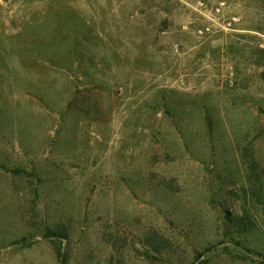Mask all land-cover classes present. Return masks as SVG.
Masks as SVG:
<instances>
[{"label":"rangeland","instance_id":"obj_1","mask_svg":"<svg viewBox=\"0 0 264 264\" xmlns=\"http://www.w3.org/2000/svg\"><path fill=\"white\" fill-rule=\"evenodd\" d=\"M263 264L264 0H0V264Z\"/></svg>","mask_w":264,"mask_h":264},{"label":"trees","instance_id":"obj_2","mask_svg":"<svg viewBox=\"0 0 264 264\" xmlns=\"http://www.w3.org/2000/svg\"><path fill=\"white\" fill-rule=\"evenodd\" d=\"M58 257H59V261L61 262V264H67L68 257L66 255V253L59 251ZM263 264H264V262H263Z\"/></svg>","mask_w":264,"mask_h":264}]
</instances>
